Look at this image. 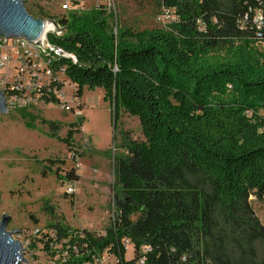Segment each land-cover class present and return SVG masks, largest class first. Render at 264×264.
I'll return each mask as SVG.
<instances>
[{
    "label": "trees",
    "instance_id": "1",
    "mask_svg": "<svg viewBox=\"0 0 264 264\" xmlns=\"http://www.w3.org/2000/svg\"><path fill=\"white\" fill-rule=\"evenodd\" d=\"M25 6L60 25L62 34L49 40L75 60L60 57L53 70L64 68L75 95L102 88L115 131L125 111L139 118L143 133L134 139L119 130L115 216L105 233L59 220L49 225L56 236L46 234L45 248L76 245L83 257L70 264L106 249L118 264H264V225L250 198L264 199V0H160L175 19L144 29L118 25L103 4L61 15L28 0ZM54 87L62 85L42 96L60 104ZM73 125L80 131L84 116ZM49 127L59 137L61 123ZM60 178L74 183L79 174Z\"/></svg>",
    "mask_w": 264,
    "mask_h": 264
},
{
    "label": "rangeland",
    "instance_id": "2",
    "mask_svg": "<svg viewBox=\"0 0 264 264\" xmlns=\"http://www.w3.org/2000/svg\"><path fill=\"white\" fill-rule=\"evenodd\" d=\"M31 4L57 15L68 12L61 9V0H28ZM101 4L104 0H78L72 9L89 12ZM109 10L120 26H159L160 0H114ZM18 65L11 69V75L0 68L1 90L18 78ZM58 76L63 85L57 91L60 104L47 103L31 90L26 105L9 106L8 112H0V220L8 214L7 230L28 247L23 264H53V256L35 233L36 229L47 230L51 223L61 220L71 228L105 233L115 216L118 186L113 156L123 152L119 130L134 139L143 138L139 118L125 111L120 113L119 129L115 131L114 114L102 88L85 89L83 97L78 98L75 84L63 72ZM20 108L38 119H25ZM80 116H84V125L77 132L79 126L73 124ZM49 121L61 123L59 137L52 135ZM70 130L74 135L67 143L63 138ZM70 170L79 174L78 181L70 183L60 178ZM250 198L264 225V199L255 195ZM127 249V258H132L133 247ZM108 260L111 263L113 259Z\"/></svg>",
    "mask_w": 264,
    "mask_h": 264
},
{
    "label": "built area",
    "instance_id": "3",
    "mask_svg": "<svg viewBox=\"0 0 264 264\" xmlns=\"http://www.w3.org/2000/svg\"><path fill=\"white\" fill-rule=\"evenodd\" d=\"M77 1L78 0H61V9L64 11L74 10L72 8H74ZM113 2L114 0H104L103 5L110 9ZM173 19H175V16L172 11L165 6H161V10L157 17L159 25H165ZM254 21L257 24V27L261 28L263 24V14L259 12L255 16ZM62 32L63 31L59 25V29L54 27L52 33L62 34ZM45 35V37L39 38L36 41H29L26 38H7L5 35L0 34V68L3 69L6 74L9 73L11 75V69L15 68L18 64L20 65H18V78L12 83L13 85L3 90L0 89L6 97L8 107L26 105V100L31 90L37 91L38 95L42 96V94L51 91L53 83L62 85L58 74L60 72L64 73V68L55 72L53 70V62L60 57H68L75 60L73 54L68 53L63 50V48L53 44L49 40V34ZM258 35L261 36V33H258ZM10 64L13 65V67H10ZM60 90H62V87L61 89L54 87L53 91L56 97L57 91ZM67 108L69 109V106H67ZM35 233H39L41 241L46 240V234L50 237L56 236V232L52 228L42 231L36 229ZM78 233L80 237L84 236L83 232H75L76 235ZM14 239L18 240L17 238ZM125 245L126 248L132 246L130 245L129 240H126ZM22 247L24 248V253L26 255L28 247H25L23 244ZM60 249H62V245L60 244L50 245V250L48 251H50V254L53 256V264H70L71 259L83 257V254L80 253V249L76 245H74L71 250L63 248L61 257L60 252L57 251ZM110 257L113 259L111 263L108 260ZM118 262L119 260L116 256L106 249L102 253H93L90 259L83 261V264H118ZM143 263L144 259L141 258L139 264Z\"/></svg>",
    "mask_w": 264,
    "mask_h": 264
},
{
    "label": "water",
    "instance_id": "4",
    "mask_svg": "<svg viewBox=\"0 0 264 264\" xmlns=\"http://www.w3.org/2000/svg\"><path fill=\"white\" fill-rule=\"evenodd\" d=\"M47 22H52L54 27L59 29L56 20L37 18L30 14L25 6V0H0V34L7 38H26L29 41H36L43 36ZM52 32L53 30L46 34ZM8 111L6 97L0 90V112ZM9 220L8 214L2 215L0 220V264H23L26 260L24 248L19 240L13 238V231L7 230Z\"/></svg>",
    "mask_w": 264,
    "mask_h": 264
},
{
    "label": "bare ground",
    "instance_id": "5",
    "mask_svg": "<svg viewBox=\"0 0 264 264\" xmlns=\"http://www.w3.org/2000/svg\"><path fill=\"white\" fill-rule=\"evenodd\" d=\"M52 30H54V25L52 24V22H47L45 25V30H44L43 36L41 38L45 37L46 36L45 34L48 31H52Z\"/></svg>",
    "mask_w": 264,
    "mask_h": 264
}]
</instances>
